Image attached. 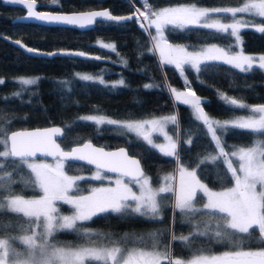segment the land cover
<instances>
[{
	"label": "trees",
	"instance_id": "trees-1",
	"mask_svg": "<svg viewBox=\"0 0 264 264\" xmlns=\"http://www.w3.org/2000/svg\"><path fill=\"white\" fill-rule=\"evenodd\" d=\"M243 1L149 0V3L154 9L180 3L214 8L238 5ZM38 2L40 8L56 11H79L100 7H108L114 14H130L136 9L145 11L143 0ZM22 11L20 7L0 2V80L4 81L0 84V128L9 132L19 128L59 124L64 128V135L59 139L64 147L84 140H91L106 148L125 146L131 154L140 159L145 174L151 175L155 183H158L160 175L173 173L180 164L195 171L198 179L211 188L227 187L234 182L223 158L215 161L201 160L203 155L216 150L215 143L202 122L196 119L191 106L177 100L171 89L184 92L190 87L196 96L200 97L202 107L210 116H247L251 114L247 109L228 107L220 94H227L250 106L264 104V69L257 65L250 71L242 72L222 60H215L206 61L201 65L199 72L185 65L184 72L181 73L174 64L161 60L159 51L154 48L153 26L147 27L139 23L136 14L124 21L98 20L92 28L79 30L66 26L12 22L11 19ZM220 15L223 23H228L232 18L230 14ZM239 16L253 24H264V18L255 17L251 13H237L236 17ZM1 35L19 39L42 50L70 49L84 55L35 56L23 52ZM163 36L170 42L184 44L190 48L208 43H216L226 49L236 47L235 37L230 33H221L197 25L182 29L168 25L164 28ZM239 37L244 51L264 53V33L257 31L255 25L241 27ZM102 44H114L115 51L102 47ZM88 74L98 78H80ZM21 77H34L37 83L22 85L19 82ZM121 80L124 81L122 85L118 83ZM147 85L151 87H146ZM91 114L119 121L175 115L178 123L171 124L170 130L179 139V159L164 155L142 137L127 131L119 124L97 125L92 121L79 119ZM257 138L264 140V134L254 136L243 130L229 128L222 134V143L230 153L234 147L248 146ZM0 150H4L3 145H0ZM64 167L72 174L95 170L87 164L74 161H65ZM4 172L12 174L14 183L9 185L8 181L4 182L5 187L0 188V199L13 195L36 197L41 194V189L33 183L34 174L27 167L20 164L13 166L9 158ZM101 173L108 178L112 176ZM106 181L105 178L97 180L94 177H86L76 182L72 193L88 192ZM196 199L203 203L205 196L197 192ZM162 204V217L159 219H146L135 213L98 214L89 221L78 222L79 231L56 232L50 241L60 245H108L112 241L105 240L104 233L112 235L152 229L160 238L157 244L165 249L170 247L174 258L186 259L200 251L235 250L232 244L214 241L210 235L197 236L188 246L179 239H171L170 229L173 234L188 233L190 236L191 224L179 222L177 212L172 206L171 193L168 194L167 202ZM57 206L63 213L74 210L71 205L62 202ZM209 215L213 218L221 214L209 212ZM22 225H28V218L22 213L11 212L7 207L0 211V238L9 239L11 244L19 247L21 243L14 238L26 233L21 230ZM162 226L167 229L164 234L161 233ZM85 232L91 235H85ZM252 235L255 238L258 233L253 230ZM243 247L245 250H258L264 247V244L255 239L245 240ZM163 264L169 262L165 260Z\"/></svg>",
	"mask_w": 264,
	"mask_h": 264
},
{
	"label": "snow or ice",
	"instance_id": "snow-or-ice-1",
	"mask_svg": "<svg viewBox=\"0 0 264 264\" xmlns=\"http://www.w3.org/2000/svg\"><path fill=\"white\" fill-rule=\"evenodd\" d=\"M11 3L24 5L27 15L40 21L50 23H61L78 26L81 28L91 26L97 22V18L108 21H121L132 17L113 16L110 11H90L74 14H56L36 11V0H9ZM57 3L58 0H51ZM144 12H138V16L148 21L147 27H155L157 35L152 37L155 41L154 48L160 52L164 63L174 64L181 73L185 65L200 71L201 65L206 61L222 60L227 64L238 68L242 72L250 71L253 64L258 61L259 67L264 69V56L253 57L243 54L230 55L225 49L212 45L200 51H188L184 47L168 44L163 36V30L171 25L176 28H184L189 25L214 29L221 33H230L239 41L241 27L248 26L249 21L235 19L237 13H251L255 17L264 18V0H246L243 6L224 8H205L197 5H183L167 7L156 10L151 7L149 0H143ZM213 13L230 14L234 18L233 23H223L220 19L212 18ZM257 31L264 33V24L256 26ZM20 43V41H16ZM23 46V45H21ZM102 47L115 51L114 44H102ZM29 52L37 50L27 48ZM84 55V53H76ZM126 63V62H125ZM79 75V74H78ZM84 80H91L93 77L83 75ZM4 81L0 80V84ZM22 85H35L37 79L21 78ZM103 83V80H101ZM123 84L124 81L118 82ZM146 87H151L147 85ZM177 100L190 105L197 120L201 121L210 134L218 150L217 155L210 156L211 160L223 158L227 169L234 179V187L227 188L220 192L211 191L207 185L201 183L195 171H189L180 166L179 192L176 196L174 208L185 218L187 223H196L199 214L205 210L208 212L220 213V216L213 217L216 222L214 238L217 242H227L233 245V251H227L220 255L200 254L194 255L189 260L173 258L170 251L158 250L157 244L153 243L151 248H123L119 243L112 247H56L49 243L54 233L68 230L79 231L78 222L89 221L98 214L113 212L117 214L135 213L146 219L160 217L163 204L160 194L172 191L170 187L154 189L150 180L143 173L140 162L128 156L124 149L118 152H105L103 149H95L91 143L82 147L72 148L70 151H63L55 143L53 137L63 135L61 128H51L37 132H14L8 133L0 128V188L14 183L11 173H5V165L11 158L13 166L20 164L31 170L34 174L35 183L43 192L39 199H24L18 195L10 196L8 199H0V211L7 209L14 213H22L28 218V225L21 226L22 231H29L32 226L42 227V232L32 231L31 235L19 237L27 246L26 253L16 252L10 248L9 241L0 239V264H9V255L14 257L13 264H162L167 260L169 264H264V247L258 250L243 247L245 240H253L264 244V140L253 139L248 146H241L231 151L225 150L226 145L222 143L217 130L223 134L229 128L239 129L254 136L264 134V104L250 106L243 101L227 94L221 93V99L233 109H247L252 115L239 117L233 120L219 121L212 119L202 107L200 97L190 87L184 92L171 89ZM18 95V93H17ZM80 120L92 121L97 125L119 124L130 132H135L148 144L158 148L166 156L177 154V142L167 134L168 124H177L175 115L149 121H117L102 115H89L80 117ZM159 132L167 141L166 144H154L152 133ZM190 143V141H188ZM37 152H44L46 155L57 156L55 168L47 164H37L31 158ZM238 160L234 166L233 160ZM66 160L87 161L97 167L94 179H102L101 169L110 172L120 173L122 177H130L138 186V192L133 191L129 184L123 179L116 180L115 187L95 188L89 195L72 196L70 192L76 187L78 180L84 177L68 176L64 171ZM197 190L202 191L207 197V202L202 207L195 206ZM57 201H63L74 209L70 216L59 214L56 207ZM42 221V224L40 223ZM198 228V225H197ZM253 230L258 235L253 238ZM206 231H194L190 236L178 238L188 246L197 236L206 235ZM241 234V235H237ZM85 235H91L85 232ZM149 238L158 240L156 233H150ZM16 239V238H14ZM141 240L144 238L141 237ZM177 238L173 236V240ZM22 256L26 258L21 259Z\"/></svg>",
	"mask_w": 264,
	"mask_h": 264
},
{
	"label": "rangeland",
	"instance_id": "rangeland-1",
	"mask_svg": "<svg viewBox=\"0 0 264 264\" xmlns=\"http://www.w3.org/2000/svg\"><path fill=\"white\" fill-rule=\"evenodd\" d=\"M245 2H246V0H244L243 2H241L238 5L225 6V7H239V6H243ZM183 5H195V4H193V3L172 4V5H167V6H163V7L157 8L156 10L163 9V8H167V7L183 6ZM200 7H204V6H200ZM205 8H213V7H205ZM214 8H224V7H214ZM138 12H144V10H137L136 9V14ZM220 14L221 13H213L212 14V18H214V19H217V18L220 19V16H221ZM136 17H137V20L139 21V23H141V24H143L145 26L148 25V21L147 20L142 19L141 17L138 16V14L136 15ZM235 19H243V20H246V19H244L241 16L236 17ZM220 21H221V19H220ZM221 22H223V21H221ZM233 22H234V18L232 17L231 20L228 21V23H233ZM249 25L259 26V25H262V24H260V23L253 24L252 22H249ZM153 28H154V31L152 32V36L154 37V36L157 35V33H156V30H155V27L154 26H153ZM166 41H167L168 44H171L174 47H176V46L184 47V48H186L190 52H192V51H200L201 49H204V48L210 47L212 45H215L217 47H220V48L225 49V51H228L230 55L243 54V55H246V56H253V57H257V58L260 57V56H264V53H248V52L244 51L241 48L240 39H239V41H237L236 37H235L236 47L234 49H226L225 47H223L221 45H218L216 43L202 44V45H199L198 47L190 48V47H188L187 45H184V44L173 43V42H170L168 40H166ZM159 56H160V52H159ZM160 58H161V56H160ZM257 65L259 66L258 61L253 64V66H257ZM88 76H91V77H94V78H98V77H95L94 75H89L88 74ZM21 78H32V79H34V77H21ZM21 78H20V80H21ZM91 115H97V114H91ZM250 115H252V114H250ZM250 115H247V116H236V117H230V118H216V117H213V116H210V115H208V116L210 118H212V119L219 120V121H222L223 122L225 120H233V119H236V118H239V117H248ZM86 116H89V115H86ZM169 116H172V115H163V116H157V117H151V118H143V119H136V120H126V121H149V120L161 119V118L169 117ZM105 117H107V116H105ZM107 118H110V117H107ZM113 120H115V119H113ZM117 121H119V120H117ZM170 125H171V123L167 125L166 131H167V134L169 136H171L173 138V140H175L177 142V154L179 155V151H178L179 139H178V136H175L172 133V131L170 130ZM217 134L220 135L221 141H222L223 140L222 139V133L220 132L219 129L217 130ZM152 138H153L154 144H161V145H163V144H166L167 143V141L165 140V137L161 133H159V132H153L152 133ZM238 147H241V146H236L231 151L235 150ZM156 149L159 150L158 148H156ZM217 152H218L217 149L215 151L209 152V153L203 155L201 157V160L202 161L203 160L204 161H207V160L210 161L211 159L208 158V157L217 155ZM230 158L233 160L234 166L238 165L239 162H238V160L235 157H230ZM58 159L59 158H52V159H47V158L46 159L45 158H34L32 160L35 163H37V164H47V165H51L53 168H55ZM181 165H183V167L186 168V169H188L189 171H193L191 168L187 167L186 165L180 164L179 167H177L173 173L166 172V173L160 175L159 176L158 183H155L154 182V180L151 177V175L145 174V176H147L149 178L152 188L158 189L160 187H170L172 189V191L165 192V193H161L159 198L160 199L162 198L161 199V202L162 203H166L167 202V198H168V194L171 193V195H172V206H173V208H174L176 196H177V194L179 192V181H180L179 170H180V166ZM63 171L68 176L84 177V178L88 177L89 178V177H94L95 176V174L97 172V169L95 168V170H93V171H90V172H87V173H80V174H72V173H69V172H67L65 170V167L63 168ZM101 172H103V171H101ZM101 175H102L103 178H105L107 180L106 183L100 184V185L94 187L93 189H95V188H105V187H115L116 186V180L117 179H123V181L125 183L129 184V186L132 187L133 191H137L138 192V186L132 180L128 179L127 177H122L121 175H112L111 177L108 178V177L104 176V174H102V173H101ZM201 183H203V182L201 181ZM234 183L235 182H233L230 186L223 187V188H211L209 186H207V187L211 191L220 192V191L226 190L227 188L234 187ZM92 190H90L88 192H85V193H82V194H73L72 191H71L70 192V195H72V196H81V195L86 196V195H89ZM197 192H200V193H202L205 196V194L202 191L197 190ZM13 196H16V195H13ZM18 196H20V195H18ZM42 196H43V192L41 190V194L39 196H36V197L20 196V197H22L24 199H39ZM9 197H7L6 199H8ZM60 202L64 203L63 201H57L56 202V207L57 208H58L57 205ZM206 202H207V197L206 196H205V200H204L203 203L197 201V199L195 198V206L196 207H202V205L204 203H206ZM5 207H7V206H5ZM58 212L61 215L70 216V215L73 214L74 210H73V212H70V213H63V212L59 211V208H58ZM176 212H177L178 220H179V222L181 224H189V225L191 224L192 232L197 231V230H199V231H206L207 232L206 235L212 236L213 240L216 241L215 238H214V232L216 230V222L213 221L212 217L209 215V212L207 210H205L203 213L199 214V220L196 223H187L185 221V218L179 213V211L176 210ZM160 217H162V212L160 214ZM159 218H156V219H159ZM40 223L42 224V221ZM197 225H198V228H197ZM32 231L42 232V227L41 228H36L35 225H34V227H32V229L30 231H28V232H26L24 234H21L20 236H18V238L19 237H22L24 235H31L32 234ZM161 231H162L161 233L164 234V233L167 232V229L164 226H162L161 227ZM150 233H155V232L152 231V229H150V230L147 229V230H141V231H135V230L125 231V232H123L121 234H115L114 233L112 235H110V233H106V234L104 233L103 234L104 235L103 238L105 240H107V241H112V243L111 244H108V245H106V244H94V243L75 244V245H60V244H56V243L50 241V239H49V243L52 244V245H55L56 247H72V248H76V247H80V246H84V247H112L114 243H119L121 247L128 248V249H131V248H148V249H150L153 243H156L157 244V242H160V238H158L157 241H153L152 239H150L149 238V234ZM188 235H189L188 233L186 235L185 234L180 235V234H177V233H174L173 234V231L170 229V238L171 239H173V236H175L178 239L180 237H186ZM141 237H143L144 239L141 240L140 239ZM18 238H16V240H18L21 243V245L19 247L15 246L14 244H11V242H10L9 239H6L5 238V240H8L9 241V245H10V248L11 249H14L16 252H19V253H22V254L23 253H26L27 246L24 245L23 244V241L21 239H18ZM0 239H3V238H0ZM157 247H158V250H160V251H166L167 250V251H170L171 252L170 247H168V248L165 249V248L160 247L158 244H157ZM201 252H203L204 254L220 255V254H222L224 252H227V251H222V252L200 251L198 254H200ZM171 255H172V253H171ZM172 257H173V255H172ZM24 258H26V256H22L21 257V259H24ZM191 258H189V259H191ZM8 259H9V264H13L14 257L11 255V252H10V255H9V258ZM181 259H183V258H181ZM189 259H183V260H189Z\"/></svg>",
	"mask_w": 264,
	"mask_h": 264
},
{
	"label": "water",
	"instance_id": "water-1",
	"mask_svg": "<svg viewBox=\"0 0 264 264\" xmlns=\"http://www.w3.org/2000/svg\"><path fill=\"white\" fill-rule=\"evenodd\" d=\"M0 2L2 4H4V5L17 6V7H20L22 9H24V13L18 14V15L14 16L11 19L12 22H24V23L30 22V23H38V24L50 25V26H66V27H73V28H76V29H79V30H87V29L92 28L93 25H94L93 24L91 26H87V27L81 28V27H78V26L66 25V24H61V23H50V22H46V21H40V20H37L35 18L28 17L27 10H26L24 5H21L19 3H11V2H9V0H0ZM38 5H39V2H38V0H36V9H35L36 11H38V12H48V13H51L53 15H56V14H74V13H84V12H90V11H103V10L110 11V9L108 7L89 8V9L79 10V11H56V10L39 9ZM111 14L113 16H117V17H120V16H123V17H134L135 16L134 12L130 13V14H114V13L111 12ZM98 20H102V19L101 18H97V21ZM105 21H108V20H105ZM121 21H124V20H121ZM1 36H2V38L10 41L17 48H20L23 52H26L27 54H31V55H35V56L49 57V56H53V55H76V53H80L77 50H70V49L42 50V49H38V48L32 47L30 45H27V44H25L24 42H22L19 39L10 38V37H8L6 35H1ZM16 41H20V43L18 44V43H16ZM21 45H23V46H21ZM27 48H32V49H35L37 51L29 52V51H27ZM51 128H61L63 130V135H64V128L61 125H59V124H51V125H47V126H36V127H29V128H19V129L10 130L8 133H14V132H37V131H44L46 129H51ZM63 135L53 137V139L55 140V143L58 144L60 149H62L63 151L67 152V151H70L72 148L82 147L86 143H91L93 148H95V149H103L105 152H118L120 149H124L126 151V153L128 154V156H130L133 159H136V160H138L140 162V167H141L143 173L145 174V168L143 167L140 159L137 156L131 154L127 150V148L125 146H116V147H112V148H106L104 146L95 144L91 140H84L82 142H79V143H76V144H72L69 147H64L59 141V139L62 138ZM34 158L52 159V158H59V157L52 156V155H46L44 152H37L36 156L31 158V159H34ZM66 161H74V162L84 163V164H87V165L97 169L96 165L89 164V163H87V161H81V160H66ZM101 171H103L104 173H107V174H111V175H121L120 173L110 172V171H107L106 169H101ZM127 178L131 180L130 177H127Z\"/></svg>",
	"mask_w": 264,
	"mask_h": 264
},
{
	"label": "flooded vegetation",
	"instance_id": "flooded-vegetation-1",
	"mask_svg": "<svg viewBox=\"0 0 264 264\" xmlns=\"http://www.w3.org/2000/svg\"><path fill=\"white\" fill-rule=\"evenodd\" d=\"M38 8H39V9H42V8H40L39 6H38ZM21 9H22V8H21ZM22 10H23V11L21 12V14H22V13H24V9H22ZM194 255H197V254H194ZM194 255H192V256H189V257H188V258H186V259H189V258L193 257ZM162 264H163V262H162Z\"/></svg>",
	"mask_w": 264,
	"mask_h": 264
}]
</instances>
